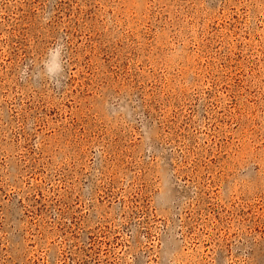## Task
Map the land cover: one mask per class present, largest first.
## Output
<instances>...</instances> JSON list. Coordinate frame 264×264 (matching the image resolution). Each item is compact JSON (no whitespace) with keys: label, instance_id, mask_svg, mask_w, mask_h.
Segmentation results:
<instances>
[{"label":"rangeland","instance_id":"rangeland-1","mask_svg":"<svg viewBox=\"0 0 264 264\" xmlns=\"http://www.w3.org/2000/svg\"><path fill=\"white\" fill-rule=\"evenodd\" d=\"M0 264H264V0H0Z\"/></svg>","mask_w":264,"mask_h":264},{"label":"clouds","instance_id":"clouds-1","mask_svg":"<svg viewBox=\"0 0 264 264\" xmlns=\"http://www.w3.org/2000/svg\"><path fill=\"white\" fill-rule=\"evenodd\" d=\"M63 47H64L63 44H60V45L57 46L56 52H57L58 55L63 50Z\"/></svg>","mask_w":264,"mask_h":264}]
</instances>
